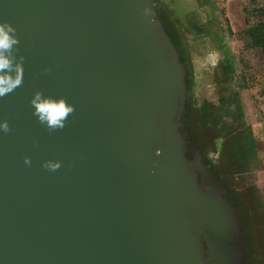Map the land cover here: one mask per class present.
<instances>
[{
	"label": "water",
	"instance_id": "95a60500",
	"mask_svg": "<svg viewBox=\"0 0 264 264\" xmlns=\"http://www.w3.org/2000/svg\"><path fill=\"white\" fill-rule=\"evenodd\" d=\"M156 18L154 0H0L23 69L0 96V264H205L201 235L218 264L233 260L234 209L186 156ZM34 99L73 111L53 130Z\"/></svg>",
	"mask_w": 264,
	"mask_h": 264
},
{
	"label": "rangeland",
	"instance_id": "374dc122",
	"mask_svg": "<svg viewBox=\"0 0 264 264\" xmlns=\"http://www.w3.org/2000/svg\"><path fill=\"white\" fill-rule=\"evenodd\" d=\"M160 3L156 19L174 46L179 70L177 81L184 104L179 132L186 141L185 153L190 162L203 168L205 186L234 209L233 264H264V50L256 41H249L250 30L264 22V0ZM175 45L185 52L188 66ZM229 60L235 71L227 75ZM232 92L238 93L243 107L240 121L230 116L236 111L235 101L229 103ZM206 104L208 119L202 110ZM230 137L236 141L251 137L254 154L240 162L230 145L231 151L224 155V143ZM199 242L203 262L218 264L202 235Z\"/></svg>",
	"mask_w": 264,
	"mask_h": 264
},
{
	"label": "clouds",
	"instance_id": "9594fccd",
	"mask_svg": "<svg viewBox=\"0 0 264 264\" xmlns=\"http://www.w3.org/2000/svg\"><path fill=\"white\" fill-rule=\"evenodd\" d=\"M14 33L15 28L11 24L0 22V96L12 92L22 82V65L14 64V58L11 56L14 46L19 43ZM33 107L40 122H47L48 127L53 130L62 128L68 114L73 111V107L63 100L34 99ZM9 130L6 121L0 122V131L6 133ZM24 163L30 165V158L24 157ZM44 167L55 171L59 168V163L45 164Z\"/></svg>",
	"mask_w": 264,
	"mask_h": 264
},
{
	"label": "trees",
	"instance_id": "16d2710c",
	"mask_svg": "<svg viewBox=\"0 0 264 264\" xmlns=\"http://www.w3.org/2000/svg\"><path fill=\"white\" fill-rule=\"evenodd\" d=\"M155 3H156V8L157 9H160L161 7V3H160V0H154ZM161 28L163 29L164 33H166L165 31V27L160 24ZM167 36V34H165ZM219 37V35H217ZM168 37V36H167ZM252 41H256V46L258 47H262L263 50H264V22H261L260 25L256 26L255 28H253L252 30H250V42ZM177 47V45H175ZM178 48V47H177ZM179 50V48H178ZM180 54L182 55L183 59L186 60V64L188 66V62H187V59H185V52L183 51V49H180ZM228 66H230V70L227 71V75L228 74H233L235 69H233V61L232 60H229L227 62ZM245 86H241V88H244ZM238 93H234L232 92V95H233V98H229V103L230 101H235V108H236V111L234 113H231L230 116H233L235 121H240L243 119L244 117V112H243V107H242V104H241V101L239 100L238 96H237ZM231 95V94H230ZM185 102V101H184ZM202 110H203V115L205 118H209V116H211L209 114V104H206V105H203L202 107ZM183 112V111H182ZM218 121L217 124L218 125ZM242 126H244V123L241 122V125H240V128H243ZM232 137H230V140H228L227 142L224 143V147H223V154L225 155L226 153H228L230 149V145L233 147L234 150H236V154H235V160H238V161H242L249 157L250 155L252 156L254 154L253 152V140L251 137L249 138H245V137H241L239 138L238 141L236 140H233V138L231 139ZM244 140V141H243ZM242 141V144H239L241 143ZM187 158L190 160L191 158L186 154ZM199 161V159H197ZM234 167V166H233ZM233 167L231 169H233ZM223 264H233V260L229 261L228 259L224 260V262H222Z\"/></svg>",
	"mask_w": 264,
	"mask_h": 264
},
{
	"label": "flooded vegetation",
	"instance_id": "af4514ba",
	"mask_svg": "<svg viewBox=\"0 0 264 264\" xmlns=\"http://www.w3.org/2000/svg\"><path fill=\"white\" fill-rule=\"evenodd\" d=\"M192 165H193L192 170L195 171L194 173L197 175L199 182L202 184L203 190L206 192H211V191L213 192L214 190H211L212 189L211 187L205 186L207 184L204 183L203 177L205 176L206 173L203 172V168L197 162H192ZM197 168L199 170H197Z\"/></svg>",
	"mask_w": 264,
	"mask_h": 264
}]
</instances>
